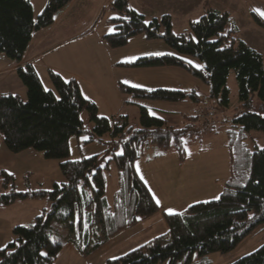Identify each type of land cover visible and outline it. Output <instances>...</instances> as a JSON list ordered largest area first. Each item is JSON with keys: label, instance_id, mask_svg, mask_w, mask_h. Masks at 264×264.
Listing matches in <instances>:
<instances>
[{"label": "trees", "instance_id": "1", "mask_svg": "<svg viewBox=\"0 0 264 264\" xmlns=\"http://www.w3.org/2000/svg\"><path fill=\"white\" fill-rule=\"evenodd\" d=\"M73 1L48 0L44 11L35 17L31 0H0V54L21 62L34 32L52 27ZM107 10L114 15L108 22L116 28L104 36L110 48L125 47L133 37L146 33L149 39H164L173 50L118 65L185 68L204 79L211 86L212 97L222 96L225 103L229 101V76L235 70L240 100L252 108L257 94L263 114L246 111L234 120L235 128L239 129L229 131L227 144L231 175L219 198L192 204L181 213L164 212L169 227L166 234L105 264H177L180 261L204 264L194 262L196 253L204 259L212 252H231L264 225V149L253 151L247 144L249 131H264L263 55L237 39L238 31L229 13L214 8H209L199 20L191 21L189 34H177L170 15L147 22L132 7L131 0H113L103 14ZM254 18L264 28V19L256 13ZM194 57L205 63L204 70L191 62ZM18 74L27 88L28 99L23 100L17 93H0V135L14 154L33 149L43 152L47 159L63 160L61 170L66 182L56 184L54 191H13L0 195V207L27 199L48 198L52 202L50 211L38 216L33 225L14 228V238L0 249V264H56L67 242L53 237L54 223L70 233L68 242L74 241L81 252L89 255L100 237L107 242L161 212L152 190L138 172L137 163L147 146L156 145L166 151L173 142L181 162H185V138L192 140L201 132L194 125L213 115L210 113L204 118L199 114L187 115L192 124L178 127L140 105L141 128H136L128 116L101 115L97 104L83 94L75 78L66 80L49 70L54 90H47L33 65L20 68ZM119 89L137 99L201 102L195 91L146 89L122 82ZM84 111L94 124L91 141L111 136L113 157L105 165L102 154L69 159L71 138L87 132L82 118ZM113 161L118 167L119 190L111 205L107 198L106 170ZM1 176L6 177L1 179L3 182L15 180L13 174L4 170ZM232 264H264V245Z\"/></svg>", "mask_w": 264, "mask_h": 264}, {"label": "rangeland", "instance_id": "2", "mask_svg": "<svg viewBox=\"0 0 264 264\" xmlns=\"http://www.w3.org/2000/svg\"><path fill=\"white\" fill-rule=\"evenodd\" d=\"M32 1L34 3L33 8H35V17H37L44 11L48 0ZM167 1L169 0H131V4L136 5L137 8L147 14V22L154 18L171 15L174 31L177 34H189L191 21L199 20L206 14L201 13L200 9L196 8L198 5L191 10H184L180 1H177L173 7L171 5L165 7ZM209 5L211 6L209 8L216 10L219 8L229 13L231 21L238 31L237 39L244 41L251 48L264 55V32L260 30V26H258L254 18L256 13L264 19V0H210ZM165 9L169 10L170 14H166ZM112 16H114L113 13L107 10L102 16L104 21H99L96 25V32L103 33V30L108 32V34L115 32V26L108 22V19ZM72 18L73 15L70 16L69 21ZM153 51L162 52L161 54L164 55L171 53L173 50L164 39H149L146 33H141L133 37L127 46L115 49L114 53L112 51V57L117 66L130 71L127 74L121 73V70L114 71L117 81L120 79L121 73L124 78L130 76L134 78L136 75L138 82L133 81L135 84L140 83L147 86L151 85L153 80H156L155 84L152 85L155 86L153 88L183 84L188 88L189 93L197 92L201 102L193 100L166 102L137 99L132 94H123L118 87H110L109 94L101 96L96 93L94 95L103 111L109 114L112 109L115 111L118 109L116 113L120 115L117 114L115 116L119 118L128 114L130 116V124L136 128H141V109L137 103L141 105L147 103L151 114L163 117L173 124H177L178 127L185 126L180 118L182 112H186V114L188 112L189 115H198V112H208L213 113V115L202 119L194 125L195 129H199L201 132L196 134L192 140L185 138L187 151V160L185 162H181L174 142L166 151L156 145L146 147L142 160L151 161L155 168L151 165L146 166L144 162H141L139 170L142 176L150 183L153 193H155L161 206V212L152 216L154 218H148L149 220H145L134 229L123 232L107 242L101 241L102 237H100L96 242L97 246L94 247V251L89 255L81 252L74 241L68 242L70 233L57 223H54L53 237L67 242L66 247L59 254L56 264H105L109 259L123 256L166 234L165 227L167 223L164 218V212L181 213L192 204L219 198L224 184L231 175V157L227 144L229 131L239 129L235 128L237 124L234 120L246 111L263 114L261 110L262 101L257 94L253 98L254 106L252 108L246 107L240 100L239 83L235 70H232L229 76L227 85L229 101L225 103L222 96L219 99L212 97L211 86L204 79L191 74L185 68L168 67L165 68L167 69L165 71L160 70L158 76L149 74L152 71L145 69L147 73L141 76L142 72L134 67H131V69L118 65L120 62H132L139 56L151 54ZM6 57L8 56L6 55ZM56 58L57 55H53V59ZM190 60L197 68L204 70V62L195 57ZM171 77L176 78V83L171 81ZM46 88L47 90H54L53 85ZM21 97L23 100H27L28 94L21 95ZM126 100H128V104L120 111L119 108L124 105ZM112 101L115 103V107H111L110 103ZM82 118L87 132L71 138V155L69 159L79 160L83 157L102 154L103 164L105 165L113 157L110 146L111 136L105 135L101 139L95 138L94 141H91L94 124L90 121L87 111L82 113ZM190 124L192 123L187 120L186 125ZM0 137L3 139L1 135ZM247 144L253 151L264 149V131H249ZM3 145L6 147L2 140L0 146L3 147ZM121 151L122 149L117 152L120 154ZM62 162L63 160L59 159H47L43 152L33 149H28L18 154H14L9 150L5 153L2 152L0 154V195H7L13 191H54L56 184L63 185L66 182V177L61 170ZM3 169L9 174H13L15 180L1 181L3 178L6 179V177L1 176ZM147 175L153 176L152 179H149ZM106 176L107 198L109 203L113 205L116 192L119 190L118 167L115 161L106 170ZM51 208L52 202L48 198L21 200L14 205L0 207V249L9 244L15 227L33 225L38 216L50 211ZM262 245H264V225L259 227L251 236L229 253L212 252L204 259H200L196 253L193 259L195 263L203 261L204 264H232L256 251ZM177 264H185V262L180 261Z\"/></svg>", "mask_w": 264, "mask_h": 264}, {"label": "crops", "instance_id": "3", "mask_svg": "<svg viewBox=\"0 0 264 264\" xmlns=\"http://www.w3.org/2000/svg\"><path fill=\"white\" fill-rule=\"evenodd\" d=\"M112 1L113 0H74L69 5V7L65 9L58 16L56 23L52 27L34 32L30 46L25 54L24 59L21 62H16L11 58L6 57V55L0 54V87H1L0 93H17L19 95L27 94V88L20 79L18 70L20 68H25L29 65H33L40 74L45 87H50L51 85H53L49 77V70H53L59 73L66 80L75 78L78 80L83 94L88 99L92 100L97 104L99 108V113L101 115L106 117L112 116L119 118L115 116L117 114L120 115L119 113H116L118 109L116 111L112 109L111 112L107 114L106 112L103 111V108L100 107L99 101L94 95L96 93H98L101 96H105L109 94L110 87L119 88V81L128 85L130 84L131 86L138 88L156 89L153 88L155 86H152L153 84H155L154 82L156 80H153L151 82V85L146 86L140 83L138 84L133 83V81L138 82L136 75L134 76V78L131 76L128 78L127 77L124 78L121 75V73L127 74V72L130 71L129 69L117 66V63L113 60L112 51L114 53L115 49H110L104 40V35L108 34V32H104L105 30H103V33L96 32L95 27L97 23L99 21H104V19L102 18L103 10H105ZM177 1H180L184 10H191L192 8L198 5L196 8H199L201 13H206L207 9L211 7L209 5L210 0H169L167 1V4L165 3V7L167 5L168 6L171 5V7H173L175 3H177ZM31 2L34 7V3L32 0ZM131 5H133L132 7L135 10H137L139 13L141 12V14H143L145 17H148L147 14H145L143 11L137 8L136 5L134 4ZM217 10L221 12L225 11L219 8ZM164 11L166 14H170L169 10L165 9ZM34 13H35V8H34ZM72 15L73 18L72 20L69 21V18ZM260 30H263L264 32V28L263 27L261 28V26H260ZM107 31H108V27H107ZM161 53H159L158 51H153V53L141 55L137 59L149 55H160ZM53 55H57V58L53 59ZM136 60L134 59V61ZM125 62H129V61H125ZM165 68L168 67L135 68V69L140 70L142 72L141 76L147 73L145 69L152 71L149 74H153V76H158V72L160 70L161 71L167 70ZM117 70H121L120 79L118 81L117 78H115L114 76V71ZM170 79L173 83H176L175 77H171ZM176 85L177 86H164V87H170V89H182L188 91V88L183 84L182 85L176 84ZM127 104H128V100L124 101V105L121 108H119L120 111H122ZM137 104L141 105L140 103ZM144 104L142 105L147 106L150 109L147 103ZM110 105L111 107H115V103L113 101L110 103ZM187 115H189L188 112L187 114L186 112L181 113L180 118H181V122L184 125H186V122L188 120V118H186ZM123 116H128L130 120V116L128 114L122 115L121 117ZM2 140L3 139H1L0 137V144H2ZM7 150H8L7 147H4V145L3 147L0 146V154L2 152L4 153L7 152ZM141 162H144L146 166H150V165L154 166V165L152 164L151 161H145L142 159L139 160V162L137 163V169L140 176L148 184L152 192H154L150 186V183H148V181L140 173L139 164ZM159 164L161 165V163ZM147 177L149 179H152L153 176L147 175ZM153 194L155 196V193ZM134 228H131L127 231H130ZM165 228L167 233L169 230L168 225H166ZM13 238L14 236H12V239ZM12 239L10 240V242L12 241Z\"/></svg>", "mask_w": 264, "mask_h": 264}, {"label": "built area", "instance_id": "4", "mask_svg": "<svg viewBox=\"0 0 264 264\" xmlns=\"http://www.w3.org/2000/svg\"><path fill=\"white\" fill-rule=\"evenodd\" d=\"M210 115H212V114L207 113V112H200V113H199V116H200L201 118L208 117V116H210Z\"/></svg>", "mask_w": 264, "mask_h": 264}]
</instances>
